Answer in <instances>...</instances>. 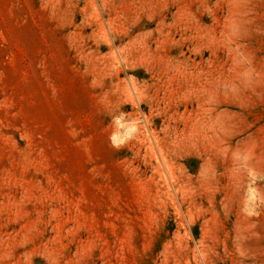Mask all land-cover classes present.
Instances as JSON below:
<instances>
[{
    "label": "rangeland",
    "instance_id": "1",
    "mask_svg": "<svg viewBox=\"0 0 264 264\" xmlns=\"http://www.w3.org/2000/svg\"><path fill=\"white\" fill-rule=\"evenodd\" d=\"M0 264H264V0H0Z\"/></svg>",
    "mask_w": 264,
    "mask_h": 264
}]
</instances>
